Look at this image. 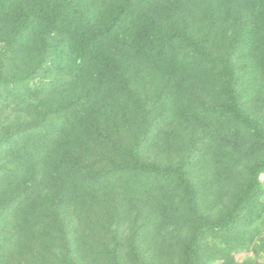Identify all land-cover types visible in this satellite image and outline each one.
<instances>
[{"label":"trees","instance_id":"16d2710c","mask_svg":"<svg viewBox=\"0 0 264 264\" xmlns=\"http://www.w3.org/2000/svg\"><path fill=\"white\" fill-rule=\"evenodd\" d=\"M0 264H264V0H0Z\"/></svg>","mask_w":264,"mask_h":264},{"label":"rangeland","instance_id":"374dc122","mask_svg":"<svg viewBox=\"0 0 264 264\" xmlns=\"http://www.w3.org/2000/svg\"><path fill=\"white\" fill-rule=\"evenodd\" d=\"M243 255L242 254H239L238 257L241 258Z\"/></svg>","mask_w":264,"mask_h":264}]
</instances>
